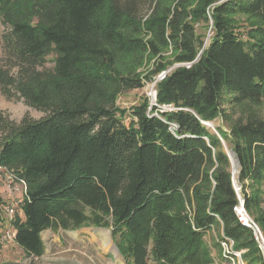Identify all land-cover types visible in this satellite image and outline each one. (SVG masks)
I'll return each instance as SVG.
<instances>
[{
	"label": "trees",
	"instance_id": "obj_1",
	"mask_svg": "<svg viewBox=\"0 0 264 264\" xmlns=\"http://www.w3.org/2000/svg\"><path fill=\"white\" fill-rule=\"evenodd\" d=\"M0 25V92L44 113L0 111V167L25 184L10 221L25 255H42L45 228L90 224L124 264H211L217 228L264 264L233 211L226 151L264 238V199L244 189L264 181V0H0ZM174 64L155 104H116ZM224 102L241 114L217 135L204 122L226 118Z\"/></svg>",
	"mask_w": 264,
	"mask_h": 264
},
{
	"label": "rangeland",
	"instance_id": "obj_2",
	"mask_svg": "<svg viewBox=\"0 0 264 264\" xmlns=\"http://www.w3.org/2000/svg\"><path fill=\"white\" fill-rule=\"evenodd\" d=\"M242 22V16H238ZM3 27L0 25V33ZM209 34L207 30L206 36ZM206 43L208 42L206 38ZM3 52L0 47V65L3 63ZM52 55L47 58L46 66L50 67L52 64L50 60ZM176 64L169 67L164 73L169 72ZM14 71V69H12ZM159 73L153 80L145 82V84L138 89L123 91L119 94L116 104L123 109H129L131 106L138 104L142 99L147 98L149 104H155L154 87L155 81L160 79ZM163 109H170V107L162 106ZM223 112L226 118L218 117L211 123V131L215 133V126H222L228 130L229 123L232 119L238 117L241 112L238 108L231 106L228 103H222ZM261 113H264V106L258 108ZM0 111L9 116L10 119L19 121L25 114L34 119L43 116V112L28 106L22 99L13 98L7 99L0 92ZM225 149H227L224 144ZM237 174L234 172V185L237 188L238 194L241 195V186L237 183ZM247 184V183H246ZM16 187V188H15ZM15 188V189H14ZM245 192L251 194L253 191H258L264 199V181L260 183L249 184L246 186ZM0 196L5 203H11L14 207V213L20 214L18 203L22 199L20 186L15 182H11L8 175L1 172L0 176ZM249 215V214H248ZM22 216V215H21ZM252 219V215H249ZM3 224L0 225V232L4 233L10 231L9 218L4 216ZM43 242L44 250L41 256L32 257L27 256L17 246L13 239L6 237L0 240V264H124L121 257L117 253L114 242L111 238L110 229L108 227L94 226L84 224L75 229L51 230L45 228L40 232ZM219 236L217 228L206 231L204 241L210 248V256L212 258L211 264H216L219 260V247L215 246L216 238ZM147 264H156L152 260H148Z\"/></svg>",
	"mask_w": 264,
	"mask_h": 264
},
{
	"label": "built area",
	"instance_id": "obj_3",
	"mask_svg": "<svg viewBox=\"0 0 264 264\" xmlns=\"http://www.w3.org/2000/svg\"><path fill=\"white\" fill-rule=\"evenodd\" d=\"M164 74L165 73L163 72L160 75V78H162ZM0 172L4 173V170L1 167H0ZM5 173L8 175V178L11 182H15L17 185L20 186L21 194L23 195L25 193V184L23 180H16L15 176L10 172H5ZM234 188L237 192V197H238L237 204L233 207V211L235 212L237 221L253 231L254 237L258 242V246L261 250L262 257L264 260V238L262 236V233L258 225L254 222L253 219L250 218L247 211L245 210L244 199L242 196L238 194L235 185ZM3 214L4 216H7L10 219L9 225L11 229L8 232L6 231L5 233L2 231L0 234V240L6 237H10L9 239H13L14 231L10 221L14 216V207L11 203H4ZM216 242L218 244L220 251L219 260L216 262V264H252L243 257L244 250L236 248L234 246L233 239L228 236H225L223 232L221 231L219 232V236L216 238Z\"/></svg>",
	"mask_w": 264,
	"mask_h": 264
},
{
	"label": "water",
	"instance_id": "obj_4",
	"mask_svg": "<svg viewBox=\"0 0 264 264\" xmlns=\"http://www.w3.org/2000/svg\"><path fill=\"white\" fill-rule=\"evenodd\" d=\"M154 97H155V91H154ZM204 124L207 126V127H212V125H209V122H204ZM213 128V127H212ZM214 131H215V128H214ZM215 133L218 135V133L215 131ZM227 151V155L231 161V170H232V175L234 174V170L239 172L240 170V167H239V163H238V160L234 157V154L232 151L230 150H226ZM114 247L117 251V253L119 254V256L121 257L122 261H123V258L122 256L120 255L119 251L117 250V247L115 246L114 244Z\"/></svg>",
	"mask_w": 264,
	"mask_h": 264
},
{
	"label": "bare ground",
	"instance_id": "obj_5",
	"mask_svg": "<svg viewBox=\"0 0 264 264\" xmlns=\"http://www.w3.org/2000/svg\"><path fill=\"white\" fill-rule=\"evenodd\" d=\"M209 125H211V123H209ZM211 127V126H210ZM234 172H236L235 170H234Z\"/></svg>",
	"mask_w": 264,
	"mask_h": 264
},
{
	"label": "crops",
	"instance_id": "obj_6",
	"mask_svg": "<svg viewBox=\"0 0 264 264\" xmlns=\"http://www.w3.org/2000/svg\"><path fill=\"white\" fill-rule=\"evenodd\" d=\"M220 232V231H219Z\"/></svg>",
	"mask_w": 264,
	"mask_h": 264
}]
</instances>
